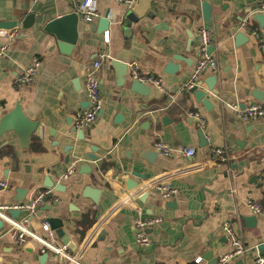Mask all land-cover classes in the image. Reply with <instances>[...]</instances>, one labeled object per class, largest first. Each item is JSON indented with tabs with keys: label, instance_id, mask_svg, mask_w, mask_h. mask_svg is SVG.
<instances>
[{
	"label": "crops",
	"instance_id": "obj_1",
	"mask_svg": "<svg viewBox=\"0 0 264 264\" xmlns=\"http://www.w3.org/2000/svg\"><path fill=\"white\" fill-rule=\"evenodd\" d=\"M83 1L0 0V24L17 22L22 30L0 58V118L18 105L29 121L38 123L28 142L14 133L0 137V185L7 183L6 189L0 187V205L13 204L14 198L25 202L48 190L46 201L30 216L28 229L40 236L47 224L57 243L63 244L66 237L76 247L68 248L70 253L82 247L81 264H195L198 257L201 264H215L231 250L226 224L250 249L233 264H253L257 255L264 256V186L259 181L264 171V119L241 122L226 105L264 106V32L253 22L260 0H168L152 6L151 21L128 26L125 4L92 0L98 17L87 23L80 15L77 43L64 54L43 27ZM203 1L212 6L209 23L202 20ZM29 15L34 16L33 24L23 29ZM104 17L111 20L107 34L92 32L91 26ZM200 27L210 31V54L217 62V70L200 79L199 88L205 91V80L217 76L209 110L180 91L197 63ZM236 27L249 38L238 47L232 40ZM4 43L0 38V46ZM174 55L179 59L171 60ZM112 59L129 67L135 63L141 77L161 79L164 91L146 84L149 95L131 92L129 70L117 76ZM170 60L176 70L167 74ZM94 61L100 62L102 112L78 140L74 117L87 107L83 83ZM35 62L39 67L32 80L23 81L24 71ZM255 90L263 93L261 102L251 96ZM192 113L202 117V127ZM199 130L207 145L200 143ZM155 142L169 145L174 154L160 156L152 148ZM90 147L97 149L96 161L86 157ZM186 148L195 150L193 158L181 154ZM216 148L228 149L229 157L215 156ZM106 156L110 159L101 163ZM70 167L73 173L62 179ZM172 173L165 182L177 194L164 199L150 185ZM46 181L53 183L52 189L44 187ZM129 182L137 184L134 190H126ZM86 188L98 191L96 207L83 196ZM249 201L262 213L255 215ZM151 217L161 221L147 231L150 245L141 248L135 242L134 221ZM246 217L256 221L252 224ZM96 226H101L99 234L87 243ZM27 242L36 253L17 247L10 225L2 221L0 264H61L50 252L39 261L45 255L40 246Z\"/></svg>",
	"mask_w": 264,
	"mask_h": 264
},
{
	"label": "built area",
	"instance_id": "obj_2",
	"mask_svg": "<svg viewBox=\"0 0 264 264\" xmlns=\"http://www.w3.org/2000/svg\"><path fill=\"white\" fill-rule=\"evenodd\" d=\"M115 1L125 4L128 8H130L134 3V0ZM76 10L87 23L92 22L98 17V13L92 7V0H85L79 5L76 4ZM257 12L259 14H264V0H260ZM242 27H246V23H243ZM196 34L198 47L197 63L192 70L190 77L182 85L180 90L181 93L184 90L187 91L195 86L200 85V79L207 71L214 72L217 70L216 59L207 51L212 43L210 31L206 27H200L197 29ZM21 35L22 30L17 27L10 30L0 29V38L5 40V43L0 46V58L7 54L10 44ZM104 42H108L107 36L104 38ZM38 67V62H35L31 67H28L23 73L22 80L25 82H30ZM129 68L134 79L140 81L141 83L151 84L160 91H164L161 79L154 77H141L138 74L135 63L130 64ZM99 69L100 62L94 61L85 74L83 89L86 95L87 107L83 110H78L74 117V126L78 130H82L91 126L98 113L102 110L103 97L99 86ZM226 107L236 114V117L239 121L244 123L256 119H264V106L259 103H250L243 109H240L238 105L227 104ZM191 117L194 118L201 127L204 125V121L198 113H192ZM152 148L162 157H170L175 152L172 147L161 142L153 143ZM181 154L184 157L191 159L195 155V150L193 148L182 149ZM213 154L215 156L224 157L227 159L229 157V150L226 148H216L213 150ZM73 171V167H70L62 176V179L69 177ZM173 175L175 174L172 173L164 178L154 181L150 185V188L164 199L174 197L177 194V190L165 182ZM259 181L261 185L264 186V171L261 173ZM0 187L2 190L6 189L7 183H1ZM49 193L50 192L48 190H43L36 192V194L28 201L22 203H13L10 205H0V220L5 221L10 225V237L17 247H22L28 239H31L40 246L41 253H53L61 264H81L82 247L78 252H75V254L70 253L67 245L57 243L55 241L54 233L47 224L42 226L43 232L40 236L35 235L28 229V217L34 214L37 208L46 201ZM93 207L96 206L93 205ZM248 207L255 215L262 213L261 207L252 201L248 202ZM11 211H20L21 214H25V217L23 219H12L9 215V212ZM160 221L161 219L158 217L143 219L139 218L134 221L135 242L139 247L145 248L150 245L147 231L159 224ZM100 227L101 226H96L93 229L90 239L87 241V243H89L99 234ZM223 230L225 236L231 244V250L220 257L218 264H233L234 261L245 258L250 249L242 243V241L238 238L234 230L229 225H224ZM201 262L202 259L200 257L194 260L195 264H201ZM253 264H264V256L257 255Z\"/></svg>",
	"mask_w": 264,
	"mask_h": 264
},
{
	"label": "water",
	"instance_id": "obj_3",
	"mask_svg": "<svg viewBox=\"0 0 264 264\" xmlns=\"http://www.w3.org/2000/svg\"><path fill=\"white\" fill-rule=\"evenodd\" d=\"M168 0H134L133 5L129 8V13L126 16V20H124L125 26L131 25L132 23L141 22L144 20L151 21L155 14L152 11V6L154 4L159 3H165ZM201 13H202V20L204 23H209L211 21L212 17V6L211 3L208 1H203L200 7ZM80 14L79 12L74 9L72 12L67 13L65 15H60L59 17L48 21L44 27V32L48 34H52L55 36L59 43V49L62 53L68 54L69 51L74 47V45L77 43L78 34H77V25L79 22ZM34 21V16L29 15L26 17L24 23L22 24L23 29H28L32 26ZM237 21L241 22L242 20L240 18L237 19ZM253 22H255L260 30L264 32V14H257L253 17ZM111 24V20L108 18H100L98 21V24L95 26H91L92 32H96L98 35H104L109 30ZM154 26V30L157 31L159 26ZM17 27V22H10V23H1L0 29L2 30H10ZM240 28L236 27L232 29V40L234 42L235 47L240 46L241 44L247 42L249 40L248 35L244 34L242 31L239 30ZM256 34V33H254ZM190 45V42H189ZM213 49V46H210L207 51L208 53H211ZM179 58L176 57V55L171 57V60H178ZM170 62L166 66L167 69L164 70L165 73L171 74L172 71H175L176 68L174 65ZM110 64L114 71L116 72L117 76H122L123 74L126 76L129 74L132 77V72L129 68V66L125 63H122L120 61L112 59L110 61ZM132 82L130 84V91L137 93L141 96H147L150 93V88L140 81L134 79L132 77ZM186 81L183 82V84ZM217 82V76L215 73H213L212 76H210L208 79L205 80L204 84L206 85V90H200V86H195L187 91H183L182 94L190 95L194 99V101L198 104H201L206 110H209L212 108V103L210 100L209 93L214 94V86ZM255 100L261 102L263 93L259 91H252L251 95ZM102 111L98 113L97 116L101 114ZM118 118V117H117ZM119 119V118H118ZM167 118H163V121H165ZM38 128V123L29 121L25 115L22 113L20 107L18 105L15 106L14 110L10 112L9 114L3 116L0 118V137L5 135L6 133H14L18 139L28 142L30 137L36 132ZM75 131H77L75 129ZM78 140H82L84 137V131L78 130L77 132ZM197 135L199 137L200 143L203 145H207V141L205 140L204 134L201 130L197 132ZM70 148V147H69ZM71 150V149H68ZM97 149L96 147H90V153L86 155L87 159L89 161H96L97 157L95 155ZM110 156H106L104 159H101V163H104L105 161L109 160ZM66 162H68V157L66 158ZM137 184L135 183H127V191L134 190L136 188ZM260 186V185H258ZM44 187L48 189H52L53 183L50 181H46L44 183ZM59 189H56L58 191ZM84 192H86L83 196L86 198H89L94 205L98 203L97 195L98 191H95L93 189H84ZM89 194H93L90 196ZM24 201V198H14V203H22ZM9 215L12 219H18V217L21 215L20 211H11L9 212ZM32 217L28 218V221H30ZM246 221L254 224V221H256L255 217H246ZM50 223V221H47ZM2 224V221H0ZM51 229V228H50ZM52 230V229H51ZM62 236V233H61ZM60 236V237H61ZM224 240V239H223ZM63 244L67 245L70 250L75 251L76 247L74 245H71L70 240L68 238H64ZM72 246V247H71ZM23 251H25L28 254H34L36 253L34 246L30 242H25L23 245ZM45 254V253H44ZM47 259V254L43 255L39 261L42 259ZM240 261V260H238ZM218 262V259L216 260V263ZM215 263V264H216ZM16 264H29V261H21L17 262Z\"/></svg>",
	"mask_w": 264,
	"mask_h": 264
}]
</instances>
